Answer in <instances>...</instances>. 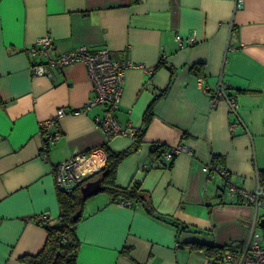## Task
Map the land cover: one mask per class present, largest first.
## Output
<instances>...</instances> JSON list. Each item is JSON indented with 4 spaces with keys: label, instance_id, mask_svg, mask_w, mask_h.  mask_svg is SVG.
<instances>
[{
    "label": "crops",
    "instance_id": "1",
    "mask_svg": "<svg viewBox=\"0 0 264 264\" xmlns=\"http://www.w3.org/2000/svg\"><path fill=\"white\" fill-rule=\"evenodd\" d=\"M43 37L52 40L54 55L107 49L113 60L144 68L126 72L115 113L122 128L143 130L141 144L118 164L115 184L138 183L152 214L110 203L106 194L87 199L75 227L76 264H209L195 247L243 246L248 223L262 212L220 198L222 180L202 168L218 158L229 181L248 192L264 173V0H243L239 10L235 0H8L0 22V264H23L20 257L42 250L46 234L34 220L59 217L57 165L134 144L105 139L94 121L101 107L71 113L93 95L82 65L52 71L51 78L31 76L26 50ZM160 60L166 67L156 68ZM193 66L201 67L199 76ZM219 83L235 100L236 116L222 100L210 107ZM58 110L65 113L60 138L43 159L38 125ZM153 145L184 146L190 154L144 168Z\"/></svg>",
    "mask_w": 264,
    "mask_h": 264
},
{
    "label": "built area",
    "instance_id": "2",
    "mask_svg": "<svg viewBox=\"0 0 264 264\" xmlns=\"http://www.w3.org/2000/svg\"><path fill=\"white\" fill-rule=\"evenodd\" d=\"M243 0H235V8H242ZM174 42L179 49L183 46L180 36H175ZM187 45L194 44V37L187 39ZM52 40L43 37L26 50L30 59L29 71L33 77H52V71L60 72L62 69L79 64L85 67L88 78L92 85L93 95L81 111H73L72 114L85 113L93 107L104 109L102 117L94 119L96 127L103 133L107 141L115 137H129L133 139L136 131L131 128H122L115 118L123 92L125 74L130 69H144L141 66H134L131 63H120L110 57L107 49L89 51L86 47H78L70 52L54 55ZM151 75L152 71H147ZM198 86L201 79L197 80ZM206 90V89H204ZM222 100L228 107L229 113L236 116L238 106L234 99L228 98L225 94V85L219 83L216 89L210 94V107L214 108ZM65 115L63 110H58L54 117L45 120L38 125V135L42 139L40 156L45 159L49 143L59 140L60 131L58 121ZM233 130V125L230 127ZM182 153L190 154L184 146L165 148L159 157L152 156L148 166L165 167L167 164ZM106 161L105 153L102 150H92L88 153L78 154L59 164L54 168V184L56 190L71 193L76 188L84 185L87 180L98 175L103 169ZM205 174H217L222 180L221 186L217 189L220 198L234 200L235 203L252 207L255 211H262V215L254 218L248 223L249 237L241 247L226 246L209 264H264V228L259 227L260 221L264 220V182L258 181L254 191L248 192L231 183L226 173L218 168L210 159V164L202 168ZM121 205L130 206L129 203ZM35 223L54 225L46 215H39Z\"/></svg>",
    "mask_w": 264,
    "mask_h": 264
},
{
    "label": "trees",
    "instance_id": "3",
    "mask_svg": "<svg viewBox=\"0 0 264 264\" xmlns=\"http://www.w3.org/2000/svg\"><path fill=\"white\" fill-rule=\"evenodd\" d=\"M133 3L138 0H131ZM166 67L165 63L160 60L156 68ZM171 72V69H168ZM190 72L199 76L201 72L200 66H193ZM151 108L146 110L143 116L144 128L149 124L151 119ZM143 130L136 132L134 137V144L132 148L122 152H112L108 149H104L106 161L101 172L95 177L86 181H94L101 178L102 191L99 194H106L110 203L122 204L129 203L132 205H140L148 214H152V210L146 205L144 198L142 197V191L138 183H134L127 188H119L115 184V171L118 164L128 157L133 151H135L142 142ZM165 150V147L159 145H153L151 147V155L159 157ZM213 163L218 166L219 159L212 157ZM227 175V173H226ZM228 177V175H227ZM229 178V177H228ZM259 181L264 182V173H259ZM85 185V184H84ZM81 185L71 193H64L56 190V197L59 207V217L56 223L52 226L37 223L43 227L46 240L42 250L35 256H23L19 258V262L23 264H76V256L79 248V242L75 236V227L82 215V208L87 199H83L80 193V189L84 186ZM145 203V205H144ZM241 205L240 203H236ZM81 212L80 216L74 220L73 217L76 213ZM174 226H176L174 224ZM229 247L231 245H228ZM240 247V246H238ZM198 250L204 252L206 257L211 260L214 259L225 248L216 247H195Z\"/></svg>",
    "mask_w": 264,
    "mask_h": 264
},
{
    "label": "water",
    "instance_id": "4",
    "mask_svg": "<svg viewBox=\"0 0 264 264\" xmlns=\"http://www.w3.org/2000/svg\"><path fill=\"white\" fill-rule=\"evenodd\" d=\"M102 191L101 187V178H98L94 181H89L80 189V193L83 199H89L98 195ZM81 212L79 211L73 217L76 220L80 216ZM260 228H264V220L259 223Z\"/></svg>",
    "mask_w": 264,
    "mask_h": 264
},
{
    "label": "snow or ice",
    "instance_id": "5",
    "mask_svg": "<svg viewBox=\"0 0 264 264\" xmlns=\"http://www.w3.org/2000/svg\"><path fill=\"white\" fill-rule=\"evenodd\" d=\"M7 2L8 0H0V22L4 19V4Z\"/></svg>",
    "mask_w": 264,
    "mask_h": 264
},
{
    "label": "rangeland",
    "instance_id": "6",
    "mask_svg": "<svg viewBox=\"0 0 264 264\" xmlns=\"http://www.w3.org/2000/svg\"><path fill=\"white\" fill-rule=\"evenodd\" d=\"M262 212V211H261ZM263 213V212H262ZM262 213L260 215H262Z\"/></svg>",
    "mask_w": 264,
    "mask_h": 264
}]
</instances>
